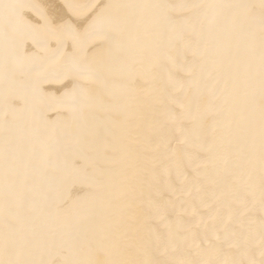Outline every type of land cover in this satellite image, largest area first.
I'll list each match as a JSON object with an SVG mask.
<instances>
[{
    "label": "bare ground",
    "instance_id": "1",
    "mask_svg": "<svg viewBox=\"0 0 264 264\" xmlns=\"http://www.w3.org/2000/svg\"><path fill=\"white\" fill-rule=\"evenodd\" d=\"M0 264H264V0H0Z\"/></svg>",
    "mask_w": 264,
    "mask_h": 264
}]
</instances>
